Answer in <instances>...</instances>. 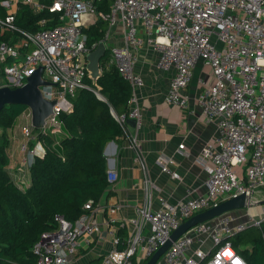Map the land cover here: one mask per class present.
Wrapping results in <instances>:
<instances>
[{
    "label": "built area",
    "instance_id": "1",
    "mask_svg": "<svg viewBox=\"0 0 264 264\" xmlns=\"http://www.w3.org/2000/svg\"><path fill=\"white\" fill-rule=\"evenodd\" d=\"M97 0H3L0 5L9 14L0 19L3 32L15 33L20 47L0 42V62L12 89L26 85L28 77L43 68L41 87L44 98L54 101L46 127L60 130L61 117L72 111V98L78 90L89 89L106 100L99 87L89 86L86 57L96 48L90 46L85 29L99 19L108 24L105 44L108 55L101 71L115 68L132 88L126 114L112 116L128 135L137 160L146 168L137 136L128 131L129 120L138 130L143 121L137 89L144 86L136 72L144 32L158 54L157 66L175 72L167 102L180 109L190 107L185 89L191 84L195 69L202 62L210 69L211 80H202L197 98L202 116L217 125V135L206 143L200 159L207 171V192L176 204L160 198L153 207L147 194L136 216L118 221L114 215L120 206L108 208L106 233L113 237V249L101 264H136L147 262L185 221L231 198L245 195L246 212L231 211L198 224L177 239L156 264H248L234 246V239L247 229L258 228L264 239V207L257 213L249 209L264 201V0H112L109 13H98ZM25 5L34 14L50 13L41 19L39 29L28 31L16 23L12 7ZM55 22L52 24L51 22ZM123 31L122 45H109L114 31ZM25 139H33L30 126L22 128ZM26 142V143H27ZM28 145V143H27ZM26 147L24 146L23 149ZM40 148V149H39ZM185 149L180 145L179 150ZM27 167L45 150L37 145L30 152ZM173 161L160 159L162 171L174 179L179 174L170 169ZM118 179L108 171L109 183ZM96 203L88 201L85 212L75 222L57 214L56 228L42 234L33 246L34 264H72L84 236L101 235ZM119 228H129L126 245L119 249Z\"/></svg>",
    "mask_w": 264,
    "mask_h": 264
},
{
    "label": "trees",
    "instance_id": "2",
    "mask_svg": "<svg viewBox=\"0 0 264 264\" xmlns=\"http://www.w3.org/2000/svg\"><path fill=\"white\" fill-rule=\"evenodd\" d=\"M96 3L99 14L109 13L112 0ZM8 14L0 5V19ZM51 17L47 12L31 15L22 8L16 23L22 29L35 31L41 19ZM107 30V22L101 19L86 28L89 45L97 47L105 40ZM0 42H9L6 33ZM107 55L108 51L101 64ZM86 83L92 87L96 84L106 100L89 89L78 90L72 98V111L61 117L64 137L58 142L36 129L46 152L36 157L29 169L28 187L16 184L7 172L6 143L4 137L0 139V264H34L32 248L43 233L56 228L55 215L75 222L84 214L85 204L99 201L110 185L105 149L124 135L111 109L117 115L126 114L132 88L115 68L104 70L96 82L88 76ZM25 108L5 106L0 113V127H12ZM233 244L248 264H264V239L258 228L247 229Z\"/></svg>",
    "mask_w": 264,
    "mask_h": 264
},
{
    "label": "crops",
    "instance_id": "3",
    "mask_svg": "<svg viewBox=\"0 0 264 264\" xmlns=\"http://www.w3.org/2000/svg\"><path fill=\"white\" fill-rule=\"evenodd\" d=\"M22 8H26L31 15H36L30 8L21 4H16L11 10L17 17ZM5 33L9 42L20 47L21 40L17 34L3 32L0 29V37ZM140 37L142 46L135 69L145 82L143 87L137 89L143 121L138 130L129 121L127 127L130 133L137 136L146 168L137 160L128 135L124 134L118 141L110 142L106 146L108 171L111 169L116 171L118 179L110 183L105 194L95 204L102 234L82 237L77 257L72 264H101L104 256L113 249V237L106 233L107 220L110 217L109 207L120 206L114 217L121 221L136 216L137 208L144 205L147 194H152L153 207L157 209L160 207V198L176 204L182 199L196 198L207 192L205 182L208 174L200 159V153L206 143L217 135V125L204 119L197 98L202 90V80L207 82L211 80L210 69L202 62L197 64L192 82L184 91L190 97L188 109L183 110L171 105L166 98L175 72L160 69L157 66L158 54L154 46L147 41L143 31L140 32ZM122 42L123 31L117 28L109 45H122ZM4 66L5 64L0 62V87L7 84ZM24 126H30L32 129L34 137L29 142L22 132ZM42 132L50 134L48 129ZM54 133L56 136H62L56 139L57 142L64 137L60 130H55ZM2 137L6 143V170L16 184L26 188L31 183V174L27 167L29 152L37 145L46 152L44 143L38 138V131L32 126L30 109L25 108L15 119L12 127L8 129L0 127V139ZM180 145H185V149L179 150ZM164 158L173 161L170 169L179 174L178 179L162 171L159 160ZM116 230V236L120 240L117 247L122 249L127 243L130 229L119 228L117 225ZM145 263L143 257L136 260V264Z\"/></svg>",
    "mask_w": 264,
    "mask_h": 264
},
{
    "label": "water",
    "instance_id": "4",
    "mask_svg": "<svg viewBox=\"0 0 264 264\" xmlns=\"http://www.w3.org/2000/svg\"><path fill=\"white\" fill-rule=\"evenodd\" d=\"M107 47L105 41L99 42L97 47L88 53L86 57V70L89 77L94 81L102 76L101 62L105 57ZM43 68L38 67L27 79L25 86L17 89H12L8 86L0 87V113L5 106H24L31 111L32 126L35 129H43L46 125V120L53 112L54 101H48L44 98L41 87L47 86L50 82L42 77ZM129 122L135 125L134 120ZM245 195H240L220 203L218 206L212 207L189 220L183 222L170 236L167 243L162 246L145 264H156L164 253L172 246V244L184 235L189 229L194 226L210 221L227 212L236 211L246 207ZM264 204V201L260 202Z\"/></svg>",
    "mask_w": 264,
    "mask_h": 264
},
{
    "label": "rangeland",
    "instance_id": "5",
    "mask_svg": "<svg viewBox=\"0 0 264 264\" xmlns=\"http://www.w3.org/2000/svg\"><path fill=\"white\" fill-rule=\"evenodd\" d=\"M45 129H48V132L52 135V137L54 139H60L62 136L59 135V136H56V134L54 133L55 130H53V128H49V127H46ZM52 129V130H51ZM264 207V204H261V205H258V206H255V207H252L250 210L251 213H257L260 209H262ZM246 208H242V209H239L238 212H243L245 213L246 212Z\"/></svg>",
    "mask_w": 264,
    "mask_h": 264
},
{
    "label": "snow or ice",
    "instance_id": "6",
    "mask_svg": "<svg viewBox=\"0 0 264 264\" xmlns=\"http://www.w3.org/2000/svg\"><path fill=\"white\" fill-rule=\"evenodd\" d=\"M236 264H239V262L237 261Z\"/></svg>",
    "mask_w": 264,
    "mask_h": 264
}]
</instances>
